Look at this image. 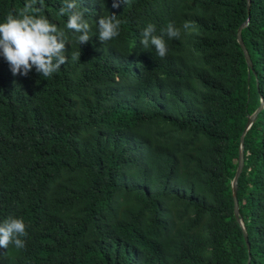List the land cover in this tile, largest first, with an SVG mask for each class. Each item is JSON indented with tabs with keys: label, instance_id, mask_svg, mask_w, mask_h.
<instances>
[{
	"label": "trees",
	"instance_id": "16d2710c",
	"mask_svg": "<svg viewBox=\"0 0 264 264\" xmlns=\"http://www.w3.org/2000/svg\"><path fill=\"white\" fill-rule=\"evenodd\" d=\"M24 3L0 0V22ZM62 3L43 13L70 41L59 72L14 76L0 56V222L28 226L0 264H264V109L238 181L250 251L233 194L264 104V0H76L82 45ZM111 14L127 23L102 43ZM170 22L160 58L141 33Z\"/></svg>",
	"mask_w": 264,
	"mask_h": 264
},
{
	"label": "clouds",
	"instance_id": "9594fccd",
	"mask_svg": "<svg viewBox=\"0 0 264 264\" xmlns=\"http://www.w3.org/2000/svg\"><path fill=\"white\" fill-rule=\"evenodd\" d=\"M120 3L121 0H113V7H119ZM43 13L44 0H25L22 8L9 12L4 22H0V56L8 63L14 76L26 77L35 69L41 77L49 78L68 62L65 52L70 41L66 32ZM59 15L67 17L66 28L78 34L75 40L79 45L89 41L91 26L84 13L77 9L76 0H63ZM124 23L127 21L118 19L115 14L101 15L96 22L99 41L106 43L116 38ZM182 28L195 30V22L184 21ZM155 32V26L149 23L141 33L140 43L144 48L151 45L156 54L164 58L168 53L165 35L170 40H178L181 28L170 22L160 35ZM80 55V51L71 52L70 60L80 61ZM27 227L23 218L9 217L0 222V249H8L10 245L17 249L25 248L22 238L28 236Z\"/></svg>",
	"mask_w": 264,
	"mask_h": 264
},
{
	"label": "water",
	"instance_id": "95a60500",
	"mask_svg": "<svg viewBox=\"0 0 264 264\" xmlns=\"http://www.w3.org/2000/svg\"><path fill=\"white\" fill-rule=\"evenodd\" d=\"M249 6H250V0H248V3H247L248 10H249ZM248 22H249V13H248L247 20L240 26V28L238 30V35H239L240 43H241V45H242V47H243V49L245 51V54H246L247 64H248L249 68L253 69V62L251 60L250 55L247 52V46H246V44L244 42L243 35L241 33L242 29L247 26ZM263 109H264V104H262L261 107L248 120L246 131L244 132V134L242 136V139H241V143L242 144H241V149H240L239 167H238L237 174H236V177H235L234 182H233V194H234V202H235V216H236V220L243 227L244 231H245V227H244V224H243V222L241 220V217H240L239 203H238V199H237L238 181L240 179V176H241V174L243 172L244 165H245L244 141H245V135L247 133V130L251 127V125L257 119L258 115L260 114V112ZM245 239L247 241L248 249L250 251L251 250V245L249 243V239H247L246 231H245ZM248 264H250V259H249Z\"/></svg>",
	"mask_w": 264,
	"mask_h": 264
}]
</instances>
